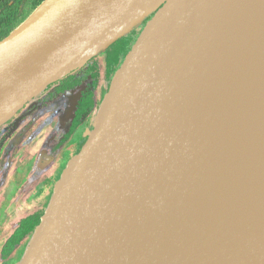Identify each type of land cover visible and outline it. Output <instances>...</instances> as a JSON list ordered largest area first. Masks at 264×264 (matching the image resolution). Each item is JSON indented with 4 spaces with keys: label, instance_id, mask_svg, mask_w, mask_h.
Returning <instances> with one entry per match:
<instances>
[{
    "label": "water",
    "instance_id": "obj_1",
    "mask_svg": "<svg viewBox=\"0 0 264 264\" xmlns=\"http://www.w3.org/2000/svg\"><path fill=\"white\" fill-rule=\"evenodd\" d=\"M136 1L45 0L0 41L2 127L145 23L21 264H264L258 198L234 221L247 233L230 239L210 231L235 235L204 204L221 182V201L244 199L224 177L235 164L214 162V148L238 90L264 69V0H160L126 26ZM249 94L255 113L262 100Z\"/></svg>",
    "mask_w": 264,
    "mask_h": 264
},
{
    "label": "rangeland",
    "instance_id": "obj_2",
    "mask_svg": "<svg viewBox=\"0 0 264 264\" xmlns=\"http://www.w3.org/2000/svg\"><path fill=\"white\" fill-rule=\"evenodd\" d=\"M153 15L154 14H152L150 17H152ZM148 19H146V21ZM144 25L145 23L139 25V27L135 29L140 32L138 34V37L141 34ZM105 52L106 50L91 59L92 61L94 60L98 63L97 72L99 71L100 76L98 81V100L102 98V95H106L109 89L108 84L103 77L105 66L103 55ZM263 72L264 70L258 72V74L260 73L261 75H252L254 79L251 76V78L247 77L248 79H250V84L242 85L238 90L239 97L238 99H236L234 107H232L231 109V116L227 117V122L222 126L225 127L221 131L222 134L220 135L219 139L220 143L215 146L214 151L218 152V150H220V153L224 154V157H217L215 159L213 157V159L214 162H216L217 160H219L218 162L224 161V167L225 165H228L230 169H232L234 163H238V156H241V152L236 153L240 149L239 145L243 147L244 143L247 142L249 138V141L252 144H255L257 142L256 138L259 139L260 137L256 135L262 133L257 131V127L264 129V115H262L264 113V96L262 97V95L264 94V80L261 81ZM256 76L260 77V79H258V77ZM255 79L256 81L260 80L258 82H260L259 84L262 87L258 86L259 84L254 81ZM251 82L253 83L251 84ZM249 87H251V89ZM257 87L258 90H255ZM249 91L255 97L258 93L256 99L260 97V94L261 99L263 98L262 103H259L261 104V106L257 104L258 99L255 103V105H257L256 116H259H254L255 118H252L254 120L251 124L248 120L251 110L247 106L245 107V105L243 104V102L246 101V99L244 101V98L250 97ZM79 96L80 88L68 91L63 95L53 97L54 99L51 97L48 98L46 92L41 93L33 102H31L30 106H32L33 113L29 117L21 122H18L17 120L14 121L12 126L11 123L7 125L12 127V130H17L15 131V133H20L21 130H23L24 132L23 136L21 137L17 135L16 138L19 139L15 144H13V148L9 151L5 149V154L2 158H0V264H21L23 262L28 249L30 248L29 246L32 238L30 239L29 243H27L26 240L22 241L14 249L13 253L7 258H4L2 256V249L4 244L12 235V233L17 229L22 220L38 210H47L54 195L56 186L60 181L64 171L67 169L69 163L78 155L82 144L88 140L89 134L93 130L94 120L96 117L95 113H91V115L76 131L75 135L72 136L71 139H67L69 141L63 143L60 142L63 133L69 127H71L69 122L70 118L68 117L72 116ZM37 117H39L38 120ZM252 119H250V122H252ZM259 119H262V124L259 123ZM248 123L251 126L254 125L252 129L255 132L251 129ZM243 126L251 129L249 130V133L246 131L248 129L246 127L243 128ZM250 132L251 134L253 132L254 135L249 136ZM256 132L257 134H255ZM242 134L244 137L242 136ZM246 134L248 135V139H245ZM261 136L263 137L264 133H262ZM236 137L239 140L236 139ZM241 139H243V141ZM252 139H254L255 141ZM260 139L262 140L261 137ZM239 141H242L241 144H239ZM59 142L62 143L63 146L57 148V154L52 153L54 146ZM250 142L247 143L251 144ZM230 146H233L232 150H230ZM234 149L235 151H233ZM227 152L229 153L227 154ZM230 153H232L233 155ZM239 153L240 155H236ZM225 157L228 158L226 159ZM214 162L212 163V169L217 171L218 168L217 165L214 166ZM207 173L208 172H205V176L208 179L210 178V176L209 173L208 175Z\"/></svg>",
    "mask_w": 264,
    "mask_h": 264
},
{
    "label": "bare ground",
    "instance_id": "obj_3",
    "mask_svg": "<svg viewBox=\"0 0 264 264\" xmlns=\"http://www.w3.org/2000/svg\"><path fill=\"white\" fill-rule=\"evenodd\" d=\"M158 2H160V0H137L136 3L131 8L129 14L125 18L124 25L128 26V25L134 23L135 21H137L138 19H140L149 10H151L153 7H155L158 4ZM257 64L260 65V67H262V69H263L264 68V58L261 61L258 60ZM5 69H6V65H0V77L6 71ZM263 76H264V72H263ZM263 76L261 78L262 79L261 81L264 80ZM251 77L253 78V76H251ZM256 77H258V76H256ZM253 79H252V81H253ZM258 79H260V77H258ZM254 81H256V79ZM258 81H260V80H258ZM258 81H256V82L259 84L260 82H258ZM252 83L253 82H251V84ZM258 86H261V85L259 84ZM263 86H264V84H263ZM253 88H254V86H253ZM259 89H260V87H259ZM255 90H258V87ZM257 94H256V97H257ZM263 96H264V94L262 95V97ZM260 97H261V94H260ZM259 100L263 101V98L262 99L260 98ZM259 103H262V102H259ZM259 105L261 106V104H259ZM252 110H253V108H252ZM249 112H250V110H249ZM262 112H263V110H262ZM256 114L257 113L256 112L254 113L253 111L250 114L249 119H248L250 124L253 123L254 119H252V118H255L254 116H256ZM262 115H264V113ZM257 116H259V115H257ZM250 119H252V122H250ZM262 119H263V117H262ZM255 120H257V119H255ZM261 120H260V122L259 121L258 122L262 124ZM249 123H248V125H249ZM249 126L252 129V127L254 125H252V126L249 125ZM224 127H222V129ZM245 127L243 126V128H245ZM246 128L248 129L246 131L249 133V130H251V129H249L248 127H246ZM241 129H242V127H241ZM257 131L264 133V129L259 128V127H257ZM240 133H242V132H240ZM255 134H257V132ZM261 134H259V135L257 134L256 136H260L262 138V140L260 139V137H259L260 140L258 138H256L257 142L255 144H252L249 141L250 138L248 139L247 134L245 135L246 136L245 139L247 138L248 141L247 140H244V141L250 142L252 145L248 144L247 142H245L244 145L242 143L244 148L241 147V145H239L240 149L236 153L241 152V156H238L239 157L238 159L236 157V159H237V161H239V163H234L235 166H234V169H232V173H231V174H234V176L229 177V180L227 178L228 176H230V175H228L229 173L224 176L225 180L227 179L226 181H229V183L233 184L232 189H239V188L242 189V192L244 194V199H241V200H243V201L237 202L234 204L233 200L229 199V201H228L227 197H226V200L221 201L222 198H220L219 193L223 196L226 195L225 194L226 193V187L224 184H222V182L218 183V185L221 184V185H219V190H221V192L218 193V190L216 188L213 189V191H212V193L214 195L212 200L214 202L211 203L209 200H208V202L204 201V204L206 205L207 208L212 205L211 208H208V209H210V211L213 213L212 215L214 218L216 217L224 225H226L228 228H232L235 230V235H233V234L230 235L227 232H223L222 230L218 232L217 229L214 227V224L212 222H211V224H208V226H209L208 228L210 229V231L212 230L215 233L217 232V234L222 238L230 239V238L238 237L240 235L247 233L249 225L246 222H245L246 223L245 226H239L237 224H234V221H239L238 219H240V218H244V221L249 219V213L245 212V209H246L245 207L247 206V202H248L249 206L256 205L255 201H254V196H256L258 198V201H260V203L263 205V208H264V200H262V199H264V195H262L264 193V136L262 137ZM251 135L252 136L254 135L253 132H252V134L250 132L249 136H251ZM242 136H243V134H242ZM236 139H238V138L236 137ZM254 139H252V140H254ZM241 140L243 141V139H241ZM241 142L239 144H241ZM232 148H233V146L232 147L230 146V150H232ZM233 151H235V149ZM228 153L229 152H227V154ZM230 154H232V153H230ZM236 155H240V153L236 154ZM220 156L223 158L224 154L220 153ZM228 157H229V155H228ZM228 157H225V158L227 159ZM231 158H232V156H231ZM217 171H218V169H217ZM248 200H250V201H248ZM219 204H221V205H219ZM255 208H258V205H256ZM259 214H260V211L257 209L255 216L253 218L258 217ZM201 223L206 224L207 223L206 219L201 220Z\"/></svg>",
    "mask_w": 264,
    "mask_h": 264
},
{
    "label": "trees",
    "instance_id": "obj_4",
    "mask_svg": "<svg viewBox=\"0 0 264 264\" xmlns=\"http://www.w3.org/2000/svg\"><path fill=\"white\" fill-rule=\"evenodd\" d=\"M44 1L45 0H0V41L6 39L14 30L23 24ZM139 33L138 30H134L112 43L106 49V52L103 55L105 64L103 77L108 84V88L110 87L116 72L131 51ZM96 63V61L90 59L84 66L72 71L65 78L60 80L63 81V83L69 82V88H73L76 84L70 85L71 82L75 80L78 73H81V76H86L87 79L90 78L89 80L92 83L81 98L77 108L78 111L76 112V121L72 127L71 133H73L78 127L79 118L87 116L89 113H95L96 116L102 101L104 100L105 95H102V98L99 100H97L96 97V93L99 92L98 81L100 77L99 71L97 72L98 63ZM80 80L81 79H79V81ZM75 83L79 82L76 80ZM81 149L82 148H80V151ZM45 212L46 211L38 210L21 221L17 229L12 233L3 246L2 256L4 258L9 257L22 241L26 240L27 243L30 242V239L40 226Z\"/></svg>",
    "mask_w": 264,
    "mask_h": 264
},
{
    "label": "flooded vegetation",
    "instance_id": "obj_5",
    "mask_svg": "<svg viewBox=\"0 0 264 264\" xmlns=\"http://www.w3.org/2000/svg\"><path fill=\"white\" fill-rule=\"evenodd\" d=\"M78 76V77H77ZM77 76L75 77V80L71 82L70 85H73V84H76L75 87L73 88H69V82L68 83H63V81H58L52 85H50L44 92L47 93V96L48 98H53V97H57L58 95H63L65 93H67L68 91H72V90H76L78 88H80V96H79V99H78V102H77V105L74 109V112L72 113V116L68 117L70 118V125L71 127H69L62 135V139L60 142H66V141H69L67 140L68 138L71 139L72 136L75 135L76 131L80 128V126L86 121V119L91 115L90 113L87 115V116H83L81 118L78 119V127L74 130L73 133H71V130H72V127L73 125L75 124V121H76V115H77V111H78V106H79V103L81 101V98L82 96L84 95L85 91L87 90L88 87L91 86V82H90V78L87 79V77L85 76H81V73H78ZM79 79H81L79 81ZM77 80V82L79 83H75ZM43 92V93H44ZM98 93H96V97L98 96L97 95ZM47 98V99H48ZM36 98H34L32 101H30L29 103H27L24 108L26 109H22L21 111H19L15 117H13L10 121H8L7 123H5L2 127H0V158L3 157V155L5 154V151H9L10 149H12L14 146L13 144L16 143V141L19 139V138H16L17 135L18 136H23V130L20 131V133H15V131L17 130H12V127L10 126H7L9 123H11V126L13 125V122L14 121H23L24 119H26L27 117H29L32 113H33V110H32V106H30L31 102H33ZM46 99V97H45ZM54 99V98H53ZM98 100V98H97ZM27 106V107H26ZM35 107V106H34ZM33 107V108H34ZM39 119V117H37V120ZM58 137V136H57ZM58 143L54 146L53 150H52V153L54 154H57L58 153V149L57 148H60L62 145V143ZM87 142V141H86ZM84 142L81 146V148L85 145ZM18 148V146H17ZM6 149V150H5ZM14 161V160H13ZM38 163V162H37ZM7 164V163H6ZM37 165V164H36ZM46 171V170H45ZM52 171V170H51ZM8 173V172H7ZM3 204V203H2Z\"/></svg>",
    "mask_w": 264,
    "mask_h": 264
}]
</instances>
